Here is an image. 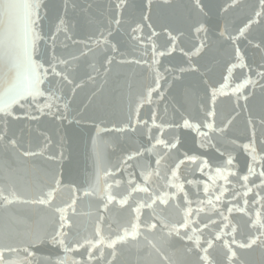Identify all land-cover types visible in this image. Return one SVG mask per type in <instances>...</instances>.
I'll return each instance as SVG.
<instances>
[{"label": "snow or ice", "instance_id": "1", "mask_svg": "<svg viewBox=\"0 0 264 264\" xmlns=\"http://www.w3.org/2000/svg\"><path fill=\"white\" fill-rule=\"evenodd\" d=\"M164 2L171 6V0H164ZM238 5L239 0H230V3L223 6L220 11L227 13ZM128 7L129 0H109V14L105 22L92 13V3L81 7L79 0H62V12L56 16L54 26L45 33L42 22L47 17V0H0V60L16 53L21 58L19 66L27 82L15 90L8 100L7 107L0 108V152L15 151L18 155L20 154L19 140L9 134L11 121L19 119V116L14 115L11 105L19 104L20 109L23 110L25 104L28 103L26 95L31 96L33 101L36 96H44L45 92L40 91L38 86L46 83L49 78L57 80L58 86L53 89L49 85L48 102L39 107L38 111L44 114V109H47L54 119L62 122L68 120L65 112L69 105L65 104L63 111L60 110L58 102L62 97L56 93L62 91L65 85L69 87L75 85V79H70V74L66 71L69 61L59 58L55 53L56 38L62 34L74 45H82L80 55L85 58L89 55L99 56L102 60L101 67L107 72L108 68H105V65L110 67L115 62L117 54L123 55L120 53L121 46L119 41L115 40L114 33L118 32L122 26L124 13ZM77 9L85 17L86 23L91 29L81 39L75 38V33L69 35L74 27L69 14ZM185 9L192 21L190 33L193 36L191 44L187 47L179 46L182 43L183 32H174L166 25H161V31H157L152 20L153 0H142L139 20H134L129 24L130 38L136 42L137 47L144 49L145 57L148 56L150 46V62L143 57L121 62L145 65L146 70L152 74V83L141 95V102L137 104V108L130 109L126 127H132L131 117L135 115L136 127L143 124L147 131L148 143L133 152L126 153L122 160L114 166L121 170V176H123V171L127 170L126 181L123 178L116 179L114 172L104 171L102 190V206L105 211L113 202L118 203L121 207L129 206L133 193L146 194L145 199L135 201L134 208L130 207V212L134 215L127 225L114 235L105 236L101 226L104 216L99 215L91 238H82L81 240V238L70 237L71 224L66 212L68 208L75 211L77 198H73L71 204H65L64 207H54L55 194L63 184L62 172L60 178L53 176L52 183L46 185L47 191L43 188L39 190L37 198L21 200L14 171L7 167L6 162L0 163V179L3 181L0 183V207L10 206L16 202L48 205L53 208L52 215L54 217L58 214V220L52 223L50 231L24 233V243L27 246L22 249L24 253L22 260L19 258L21 244L13 242V237L19 235L15 225L21 221L5 222L0 225V264H33L36 252L31 249L44 243H49L54 249L63 251L62 254L59 251L54 252L53 255L40 261V264H115L117 244L127 241L129 237L135 241L138 236L142 235V228L146 229L148 233L144 236V240L152 250L149 256L153 252L156 256V261L153 264H241L235 248L250 250L253 247H260L264 249V140H257L256 118L249 110L246 123L251 126V132L247 137L248 143L241 147L251 157V161L244 170L239 169L235 163L236 158L231 152H222L212 143L213 137L209 136L208 132L201 131V129H208L211 132L225 135L234 120L241 114L236 112V109L248 110L249 101L255 95V88L259 86L261 92L264 93V83H261L264 81V64L253 68L246 62L245 54L239 46L241 42L247 41L256 49L264 50V33H261L258 43L253 44V39H249L254 25H264V0H254L249 5L248 14L239 23L232 24L225 21L223 26L217 25V40L221 43L231 44L232 58L235 60V63L226 62L227 75H222L223 83L216 82L218 87L203 81V76L208 75L209 69L204 63H201L209 47L207 42L209 29L203 22V17H206L210 10L209 0H189ZM162 34L166 39L163 43H158ZM201 34H203V38ZM49 38L53 41L52 54L45 57L40 51V42H46ZM177 50L181 54L182 62L165 68L164 72L175 74L173 83L184 76H195L202 73L201 82L204 84L205 91V101L201 105L202 114L194 117L185 109L183 112H178V115L173 116L171 120L157 122L158 113L152 112L150 115L151 125H149L148 121L140 119L138 109L143 107V101L151 104V97L154 94H158L160 99L165 98L161 91V82L167 83L160 70L162 60L171 57ZM33 55L39 57V61L34 60ZM74 59L78 58L74 57ZM45 64L48 66L45 67ZM58 68L61 70L58 71ZM237 68L241 70V80L235 84V87H231V78ZM243 69H248V73L245 74ZM93 71H95L94 67ZM88 79L94 80L95 77L88 74ZM249 86L253 92L245 95L244 91ZM229 88L230 93L225 91ZM229 94L236 98L233 108L234 115L230 114V118L220 121L217 125V100L219 96ZM241 100L243 105H241ZM54 107L55 111H53ZM181 107L183 108V105ZM31 118L36 119L35 116ZM68 123L71 124L73 121L68 120ZM258 123L261 134L264 135V114L260 115ZM181 129L194 130L198 133L200 149H215L221 157L215 167L206 156L191 151H180L183 146ZM166 133H172V135L167 136ZM47 143H51V141L49 140ZM158 146L159 150H157ZM45 150H47V144ZM174 153L176 155L173 158ZM148 154H151L152 159L144 164L132 163L143 159ZM22 155L23 157H36L38 153L24 150ZM64 158L65 153L60 151L59 157L52 154L47 159L56 163ZM97 160H100L99 155ZM186 163L195 166V170L208 179L193 181L184 178L182 180L180 169ZM136 169H139L138 173ZM233 169L236 170L233 171ZM137 175L139 179H137ZM108 180H111L112 183H108ZM217 180H221L222 183L217 185ZM90 181L91 178L86 177L84 183H74L70 186V190L77 194L82 193L85 197L101 191L99 174L96 175L94 182ZM122 184L126 185L125 193L114 195L113 185L119 187ZM192 184L197 186L202 184L203 194L207 198H199V187H197L196 193L187 191L185 186ZM161 189H174V191H161ZM192 195H196L197 198L193 200ZM174 201L181 202L174 204L180 213L179 218L175 221L163 215V212L158 213L154 207L157 204L167 207ZM144 208L153 210L152 216L147 220H142L141 210ZM234 212L243 214L248 221V231L241 240H237L239 227L230 218ZM226 229H230V231H225ZM149 235H152L154 240H149ZM173 236L189 243L168 252L166 249L170 247V238ZM228 237L231 239L229 240ZM218 244L223 249L220 259L211 254ZM105 246L111 250L108 255L105 254ZM76 255H79L80 258L76 259ZM109 256L111 258H108ZM136 264H145V261L138 259Z\"/></svg>", "mask_w": 264, "mask_h": 264}, {"label": "water", "instance_id": "2", "mask_svg": "<svg viewBox=\"0 0 264 264\" xmlns=\"http://www.w3.org/2000/svg\"><path fill=\"white\" fill-rule=\"evenodd\" d=\"M253 2L254 0H239L238 7L224 13L220 9L230 3V0H209L210 10L207 16L203 17V22L209 29L207 34L209 47L204 59L201 61L209 69L208 75L203 76L204 82L218 87L219 85L216 82L223 83L222 75H227L226 62L235 63L232 58L231 44L221 43L217 40V25L223 26L225 21L232 24L239 23L248 14L249 5ZM88 3L93 4L92 13L98 19L106 22L109 14V0H79L81 7H86ZM188 3L189 0H171V6H169L164 0H153L152 20L157 31H161V25H166L174 32H183L184 36L182 43L179 45L180 47L189 46L193 40L190 33L192 21L185 9ZM47 4V17L42 22L45 33L54 26L56 16L62 12V0H47ZM141 4L142 0H129V7L124 13V22L119 31L114 33L115 40L119 41L121 46L120 53L123 55L117 54L115 62L110 67L105 65V68H108L107 72L101 67L102 60L99 56L89 55L85 58L80 55L82 45H74L71 40H66L62 34L56 38L55 53L59 58L69 61L66 71L70 74V79H75V85L72 87L65 85L62 91H57L56 94L62 97L58 105L62 111L65 104L69 105L65 115L73 123L69 124L68 120L62 122L54 119L47 109H44V114L38 111L39 107L48 102L49 85L53 89L57 88L58 81L55 79L49 78L46 83L38 86L40 91L45 92V95L36 96L35 101L31 96L26 95L25 98L28 103L25 104L23 110L20 109L19 104L13 103L11 105L14 115L19 116V119L11 121L9 134L14 135L19 140L21 145L20 154L18 155L15 151L10 153L0 152V163L6 162L7 167L14 171L17 188L21 193V200L37 198L39 190L43 188L47 191L46 185L52 183L53 176L60 178L62 172L63 184L55 194L54 207H64L65 204H71L73 198H77L75 211L68 208L66 212L71 224L70 237L81 238V240L82 238H91L99 215L104 216V221L101 222L104 235H114L123 226H126L132 215H134L130 212V207H135V201L146 198L144 193H133L129 206L121 207L118 203L113 202L109 205L107 211L102 206L104 171L114 172L116 173V179L123 178L126 181L128 178L127 170H124L123 176H121V170L116 169L114 166L122 160L126 153L133 152L148 143L147 131L143 124L136 127L135 115L131 117L132 127H126V125L129 120L130 109L137 108V104L141 102V95L146 92L147 87L152 83V74L146 70V66L143 64L121 62L122 60L132 61L141 57L148 59L150 62V46L148 56L145 57L144 49L137 47L136 42L130 38L129 24L134 20H139ZM69 15L71 23L74 24L69 35L75 33V38H83L91 30L85 17L80 14L79 9L70 12ZM261 33H264V25H254L249 35V39H253V44L259 42ZM201 35L203 38V34ZM165 39L166 37L162 34L157 42L163 43ZM239 46L245 54L246 62L253 68L264 64V59H262L264 50L256 49L254 46L249 45L247 41L241 42ZM52 48L53 41L51 38L46 42H40V51L45 57L52 54ZM74 57L78 59H74ZM33 59L39 61V57L36 55H33ZM181 62L182 58L179 50L171 57L162 60L160 70L164 74L167 83L161 82V91L165 98L160 99L158 94H154L151 97V104L143 101V107L138 109L142 121H148L151 125L150 115L152 112L158 113L159 119L157 122L171 120L173 116L178 115V112H183L185 109L194 117L202 114L201 105L205 101L204 84L201 82L202 73L195 76H184L173 83V75L175 74L164 72L165 68H170ZM20 63L21 58L16 53L0 60V108L7 107L8 100L15 90L27 83L19 66ZM47 66L45 64V67ZM93 67L95 71H93ZM59 70L61 69L58 68ZM243 72L247 74L248 69H243ZM88 74H91L95 79L89 80ZM253 79H255V76H253ZM240 80L241 70L237 68L231 78V87H235V84L239 83ZM261 83H264V81ZM76 85L80 86L77 87ZM225 91L230 93L231 90L229 88ZM254 91L255 95L249 101L248 110L236 109V112L241 114L234 120L225 135L211 132L208 129H201V131L208 132L209 136L213 137L212 143L222 152H231L235 156V163L241 170L246 169L251 161V157L241 147V145L248 143L247 137L251 132V126L246 123L249 110L257 120V140H264V135L261 134L258 123L260 115L264 114V93L261 92L259 86ZM252 92L253 89L249 86L244 94L249 95ZM235 101V96L230 94L219 96L216 103L217 125L220 121L230 118V114L234 115ZM181 105H183V108ZM241 105H243L242 100ZM55 110L54 107L53 111ZM32 116H35L36 119H32ZM166 135L171 136L172 133H166ZM180 135L183 140V146L180 148L181 152L191 151L206 156L213 167L221 159L214 148H199L198 141L200 138L196 131L181 129ZM49 140L51 143H47ZM46 144L47 150H45ZM24 150L35 151L38 155L36 157H23ZM157 150H159V146ZM60 151L65 153L63 160L53 163L47 159L52 154L59 157ZM98 155L100 157L99 161L97 160ZM175 155L174 153L173 158ZM150 159H152V156L148 154L143 159L132 163L144 164ZM235 170L233 169V171ZM138 171L139 169H136L137 173ZM97 174L101 177V191L85 197L82 193L77 194L70 190L72 184H82L86 177H90V182H94ZM180 175L182 180L184 178L193 181L208 179V177L196 171L195 166L187 163L181 167ZM137 179H139L138 175ZM2 182V179H0V183ZM108 183H112V181L108 180ZM221 183V180L216 181L217 185ZM185 187L190 193H196L197 187H199V198H207L203 194L202 184L199 186L196 184L186 185ZM163 190L174 191V189H161V191ZM112 191L114 195L125 193L126 185L122 184L119 187L113 185ZM191 198L195 200L197 196L192 195ZM175 203L181 202H171L167 207L157 204L154 207L158 213L163 212V215L175 221L180 215L178 209L174 207ZM52 212L53 208L48 205H33L22 202L0 207V225L5 222L15 223L17 220L21 221V223L15 225L19 235L13 237L14 243L19 242L21 244L19 256L21 260L24 258L22 249L27 246L24 243V233L50 231L52 223L58 220V214L54 217ZM152 213V209H142V220H147L152 216ZM230 218L239 227L237 240L243 239L248 231L247 218L236 212ZM225 231H230V229ZM141 232L142 235L138 236L135 241L129 237L127 241L117 244L115 264H136L138 259L145 261V264H153L156 261L154 252L149 256L152 250L144 240V236L148 234L147 230L142 228ZM148 239L154 240V237L149 235ZM228 239L230 240L231 237H228ZM188 243L173 236L170 238V247L166 251H174ZM235 250L238 252L241 264H264V249L260 247H253L250 250L235 248ZM31 251L36 252V259L33 264H40V261L44 258L53 255L56 251L62 254L63 250H56L51 244L44 243L31 249ZM104 251L106 255L111 252L106 246ZM211 254L213 257L220 259L222 258L223 249L218 244ZM75 258L79 259L80 256L76 255Z\"/></svg>", "mask_w": 264, "mask_h": 264}]
</instances>
